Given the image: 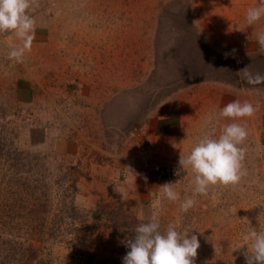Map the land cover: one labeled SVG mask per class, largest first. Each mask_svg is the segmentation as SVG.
I'll use <instances>...</instances> for the list:
<instances>
[{
    "label": "rangeland",
    "instance_id": "1",
    "mask_svg": "<svg viewBox=\"0 0 264 264\" xmlns=\"http://www.w3.org/2000/svg\"><path fill=\"white\" fill-rule=\"evenodd\" d=\"M172 2L33 0L35 39L19 62L9 52L22 41L0 33V264H122L126 240L153 214L161 232L172 224L197 236L194 264H245V235L264 232V84H247L239 70L248 65L264 75V54L239 59L235 70L231 61L209 64L190 53L177 63L175 35L183 27ZM209 79L232 84L254 115L231 121L214 113L185 143L155 147L148 133L154 110ZM233 122L248 133L236 186L194 196L190 170L164 174ZM60 138L71 141V156L56 151ZM134 151L148 156L156 179L136 189L119 165ZM168 182H177L175 202L160 187ZM185 197L195 200L187 212Z\"/></svg>",
    "mask_w": 264,
    "mask_h": 264
},
{
    "label": "clouds",
    "instance_id": "2",
    "mask_svg": "<svg viewBox=\"0 0 264 264\" xmlns=\"http://www.w3.org/2000/svg\"><path fill=\"white\" fill-rule=\"evenodd\" d=\"M32 3L33 0H0V33H14L22 41L19 47L9 52L10 60L19 62L25 52L31 50L35 39V21L28 14V9ZM261 18H264V0L247 10L245 20L248 25H252ZM257 42L259 51L264 53V32L258 34ZM228 55L226 53L225 58ZM239 72L243 73L245 82L249 85L264 84V75H253L248 65ZM254 112L255 108L251 103L234 100L226 104L219 115L236 121L251 117ZM247 135L246 128L235 122L226 124L218 138L205 135L186 157L180 156L174 174L180 175L182 170H190L194 174V196L206 195L212 186H236L244 175L242 161L245 150L240 145ZM176 183L168 182L160 186L164 197L172 202L179 200V194L174 190ZM194 203V198L185 197L180 208L187 212ZM244 239L248 241L243 253L245 264H264V232L250 230ZM199 246L196 235L190 238L188 233L181 235L172 224L161 232L158 216L153 214L148 222L135 228L132 238L126 240L128 251L122 258V264H194Z\"/></svg>",
    "mask_w": 264,
    "mask_h": 264
},
{
    "label": "crops",
    "instance_id": "3",
    "mask_svg": "<svg viewBox=\"0 0 264 264\" xmlns=\"http://www.w3.org/2000/svg\"><path fill=\"white\" fill-rule=\"evenodd\" d=\"M172 1L175 0H159L158 5L169 6L173 4ZM176 1L178 8L175 13L173 12L177 17L175 21L184 29H178V31H183V35L179 32L175 35L178 41L174 45L173 53L178 56V59H175L177 63L183 61L179 57L181 53H190L193 54L192 56L201 55L204 58L201 59L207 60L209 64L217 63L216 57L231 61L234 65L230 69L235 70L239 69L237 64L239 59L264 54L259 51L257 42L258 34L264 32V18L252 25H248L245 20L247 10L258 6L260 0ZM174 29L172 27L170 31ZM171 36H173L172 32ZM226 53L229 54L227 58H225ZM231 85L221 80H199L189 85L198 87L194 91L189 90L192 95L187 93L188 95L180 96L181 91L178 90L175 95L176 99L173 98L171 102L157 107L152 113V117L156 120L151 125V131L148 132L150 138L153 137L156 143L155 147H164L163 142L171 140L185 143V138L190 136L193 128H201L199 122H202L203 118H212L216 113L219 115L220 110L226 104L238 100V97L234 98V89L228 88ZM239 91L236 90L237 93ZM28 93L26 89H18L20 96H28ZM202 128L205 129L204 126ZM56 151L67 155L66 157L74 152L71 141L62 138L58 139ZM166 152L165 148L162 149V153ZM131 154V158L128 159L129 156H127V160L121 161L119 165L130 174L132 187L136 189L137 185H150L156 182L155 174L152 173V164L148 165L146 156L143 154L139 156L138 151ZM140 157L143 159H139ZM128 173L125 176H128Z\"/></svg>",
    "mask_w": 264,
    "mask_h": 264
},
{
    "label": "built area",
    "instance_id": "4",
    "mask_svg": "<svg viewBox=\"0 0 264 264\" xmlns=\"http://www.w3.org/2000/svg\"><path fill=\"white\" fill-rule=\"evenodd\" d=\"M176 169H177V167L176 168H172V169H167V171H165V173L164 174H166V175H173V176H176L175 174H174V172L176 171Z\"/></svg>",
    "mask_w": 264,
    "mask_h": 264
}]
</instances>
